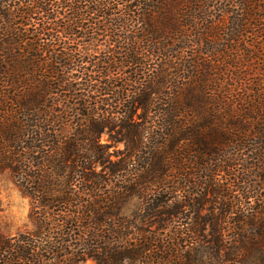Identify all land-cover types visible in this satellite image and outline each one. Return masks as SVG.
Segmentation results:
<instances>
[{"label": "trees", "instance_id": "1", "mask_svg": "<svg viewBox=\"0 0 264 264\" xmlns=\"http://www.w3.org/2000/svg\"><path fill=\"white\" fill-rule=\"evenodd\" d=\"M0 170L34 225L0 232V264H190L196 243L219 259L221 189H264V0H0ZM136 195L156 229L124 214ZM244 217L239 249L263 248L264 200Z\"/></svg>", "mask_w": 264, "mask_h": 264}, {"label": "rangeland", "instance_id": "2", "mask_svg": "<svg viewBox=\"0 0 264 264\" xmlns=\"http://www.w3.org/2000/svg\"><path fill=\"white\" fill-rule=\"evenodd\" d=\"M100 139L103 144L111 143L110 145H112V147L109 149L112 153L111 161H117L119 154L125 148L124 143L112 140V137L106 132L102 134ZM97 171L101 172L105 177H109L107 168L97 166ZM185 177H183L182 183L186 181ZM193 179L194 181H197L196 176ZM111 184H108V186L106 185V189H109ZM184 185H186L184 189H190V191H195V187L197 186L188 182L184 183ZM221 191L223 195L219 196L220 200L225 199V203L233 205L235 209L233 211L234 213L227 214L225 218V220L228 221V223H226V226L228 227L224 235V238L228 243L226 245L227 248L221 250L219 259H216L212 256V250L209 245H201L200 243L193 245L189 244V246L184 247V250L191 252L190 264H231V261L228 262L226 259L233 257L235 254H237V257L242 258V264H264V247H258L256 249H252L251 251L247 249L240 250L239 247L246 241V235L242 236L240 234L241 232L236 230L232 225L234 219L239 221L240 217H242L243 227L247 228V220L244 215L247 214L250 208H260L261 201L264 200V189H257L258 195H260V201L256 199V196L249 199L245 197L243 191L246 192V189H221ZM207 198H210V195H208ZM220 207L221 206H219V210L221 211ZM204 209L205 210L201 211L202 214H206L207 206ZM219 210L217 211L218 213ZM30 211V198L24 194L20 185L8 170H0V232L6 236H13L21 231H32L34 229V225L31 223L29 218ZM123 212L129 218L133 219L135 224L134 230L140 227L144 229H156V226L150 223L151 219H141L143 215L145 216L142 209L141 197L137 195L132 197L124 206ZM185 214L186 212L183 216L184 222L180 225V228L185 232L183 235L184 239H186V241H196L192 231L197 235H199V232H197V224H195L193 219L194 213L191 212V214L187 216V219ZM204 234L207 235V237H210L208 230H205ZM165 235L166 234L162 236L163 239H167ZM138 243L139 242H137V244ZM79 264H96V262L91 258H87Z\"/></svg>", "mask_w": 264, "mask_h": 264}]
</instances>
